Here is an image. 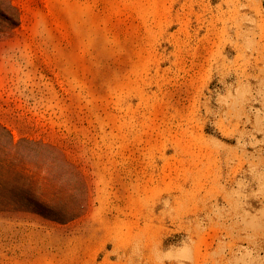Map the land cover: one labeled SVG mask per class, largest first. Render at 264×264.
Instances as JSON below:
<instances>
[{"label":"rangeland","instance_id":"374dc122","mask_svg":"<svg viewBox=\"0 0 264 264\" xmlns=\"http://www.w3.org/2000/svg\"><path fill=\"white\" fill-rule=\"evenodd\" d=\"M11 2L0 264H264V0Z\"/></svg>","mask_w":264,"mask_h":264},{"label":"trees","instance_id":"16d2710c","mask_svg":"<svg viewBox=\"0 0 264 264\" xmlns=\"http://www.w3.org/2000/svg\"><path fill=\"white\" fill-rule=\"evenodd\" d=\"M0 1L7 2L9 4V8L15 11V13L10 14L0 9V25H4V26L17 25L19 21L18 19H15V17L17 18L18 16L17 15V12L19 10L18 7L15 6L11 2V0H0ZM0 186H2L1 183H0ZM22 191H24L28 195L27 199L30 204L29 207L26 208V210L41 213V214L46 212L47 208L42 203H40L38 200H36L34 192H33L34 191L33 187H28L27 189H24V190L22 189Z\"/></svg>","mask_w":264,"mask_h":264}]
</instances>
